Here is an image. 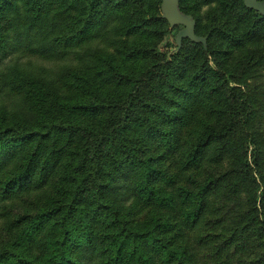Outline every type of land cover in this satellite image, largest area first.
Listing matches in <instances>:
<instances>
[{
    "label": "trees",
    "instance_id": "1",
    "mask_svg": "<svg viewBox=\"0 0 264 264\" xmlns=\"http://www.w3.org/2000/svg\"><path fill=\"white\" fill-rule=\"evenodd\" d=\"M249 3L179 0L206 42L166 50L162 0H0V264H264V49L247 48L264 0ZM174 155L216 170L179 186ZM139 203L157 210L140 220Z\"/></svg>",
    "mask_w": 264,
    "mask_h": 264
},
{
    "label": "rangeland",
    "instance_id": "2",
    "mask_svg": "<svg viewBox=\"0 0 264 264\" xmlns=\"http://www.w3.org/2000/svg\"><path fill=\"white\" fill-rule=\"evenodd\" d=\"M245 5L248 6V3L250 1L248 0H243ZM179 2V0H178ZM264 9V7H263ZM209 9L206 7L203 9V14L206 13V11H208ZM192 20L195 21V19L192 17ZM185 30L186 27L183 25H179V28L177 30V33H170L169 37L162 43V48H165L166 50H171L169 49L170 47L167 46V43L169 42L170 44L176 42L178 44V46L182 43V36H185ZM191 40H200L203 44H205L206 42V38L204 37H199L196 35V32L194 31L193 34H191L190 36H188ZM263 48L264 49V34L262 35V37L260 39H257L253 42L248 43L247 48ZM37 63L39 65H44V66H51L53 64H49V63H45L41 60H37ZM261 77L262 82L260 83V86L263 87L264 89V70H262L261 72ZM10 103H8L9 105ZM205 121L204 124H202L200 122V126L198 127L199 130H203L204 129V125L205 124H211L212 127H217V128H221L224 125V118L219 117V115L215 114L214 116L211 117H207V116H203V119ZM193 129V127H189L186 128L181 135V147H184L186 145V140L187 139H191L192 135H191V130ZM153 152L157 153L159 151H161V149L158 148H153L152 149ZM168 164H170L171 166V171L173 174L176 175V179H177V185L179 186H188L189 185V176L192 178L193 175L196 176L197 180H202L205 177L206 173L210 172H214L216 170L215 167H213L212 165L208 164L207 165V169H200V170H196V169H192L191 171H185L183 170L182 166H181V160L178 158L177 155H174L172 157V159H168L167 160V164H165V166H167ZM228 164L222 166V169L225 170L227 168ZM138 218L140 220H143L145 217L149 216L151 214L152 211H156L157 209L155 207L143 204V203H139L138 206ZM207 252L209 253V249H201L199 251L201 256H205L207 255ZM201 259V258H200ZM205 259V258H204ZM203 259V260H204Z\"/></svg>",
    "mask_w": 264,
    "mask_h": 264
},
{
    "label": "water",
    "instance_id": "3",
    "mask_svg": "<svg viewBox=\"0 0 264 264\" xmlns=\"http://www.w3.org/2000/svg\"><path fill=\"white\" fill-rule=\"evenodd\" d=\"M252 1V0H248ZM248 6L255 7L257 4L248 3ZM264 7V5H263ZM162 12L165 19L171 25H183L186 27L185 36L188 37L195 31L196 23L191 17L185 16L180 8L178 0H162Z\"/></svg>",
    "mask_w": 264,
    "mask_h": 264
}]
</instances>
